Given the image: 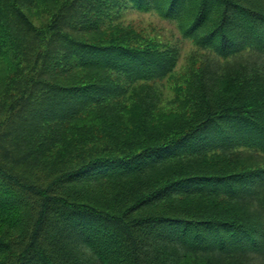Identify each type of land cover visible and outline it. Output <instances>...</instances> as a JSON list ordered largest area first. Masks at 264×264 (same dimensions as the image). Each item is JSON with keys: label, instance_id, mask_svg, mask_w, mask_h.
<instances>
[{"label": "trees", "instance_id": "16d2710c", "mask_svg": "<svg viewBox=\"0 0 264 264\" xmlns=\"http://www.w3.org/2000/svg\"><path fill=\"white\" fill-rule=\"evenodd\" d=\"M0 264H264V1L0 0Z\"/></svg>", "mask_w": 264, "mask_h": 264}, {"label": "rangeland", "instance_id": "374dc122", "mask_svg": "<svg viewBox=\"0 0 264 264\" xmlns=\"http://www.w3.org/2000/svg\"><path fill=\"white\" fill-rule=\"evenodd\" d=\"M120 20L122 27H130L137 34L143 35L160 46L173 47L179 50L180 60L178 66L173 77L164 83L166 87L162 94L161 105L162 107L169 108L171 100L174 98L173 87L180 84L185 74L193 70L197 71L205 64L206 60L203 55L207 51H203L197 46L194 39L186 38L180 30L177 21L165 19L155 11L127 10L123 12ZM35 22L37 25L41 24V21L38 19H35ZM192 56L195 62L191 60ZM246 59L247 57L243 58L240 63L245 65L247 63ZM220 62L223 63L222 60ZM173 105L176 106L175 104Z\"/></svg>", "mask_w": 264, "mask_h": 264}]
</instances>
